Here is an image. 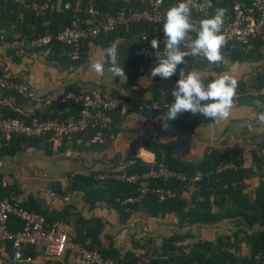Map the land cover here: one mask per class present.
Wrapping results in <instances>:
<instances>
[{"label": "trees", "instance_id": "16d2710c", "mask_svg": "<svg viewBox=\"0 0 264 264\" xmlns=\"http://www.w3.org/2000/svg\"><path fill=\"white\" fill-rule=\"evenodd\" d=\"M45 2L53 5L60 4L62 8L57 10L50 7L44 11H34L33 6L35 4ZM178 2L179 0H164L167 9ZM206 2L209 12L218 7L225 8L226 13L231 11L230 0H206ZM65 3H69L71 8H64ZM75 6L81 8L83 20L96 21L104 17L105 14H116L122 7L126 12H129L132 9L142 8L144 5L139 0H0V43L10 44V51H15L16 48L13 46L15 43H20L23 49L46 51V60L50 63H57L63 68L75 67L85 63L90 43L102 48L116 45L118 63L128 73L130 83L133 82L141 73L138 71L139 61L132 58L131 52L140 45L141 35L153 33L163 35V22L130 21L127 24L116 25L112 31L107 33L90 35L79 41L77 59L72 58V53L76 49L75 46L57 40H52L50 44L44 46L32 45V41L37 37L44 34L55 35L69 26L74 19L72 8ZM90 8L98 11L100 15L94 17L89 11ZM190 36L194 39L196 32H191ZM263 48L264 39L259 35L253 41V48L248 51L242 50L236 44L223 47L221 51L224 60L219 64H209L203 56H186L184 63L178 66L176 74H179L181 68L185 72L206 70L211 73L204 78V82L207 84L226 69L225 62L259 60L263 56ZM157 62V60L147 62L144 72L152 70ZM238 82L239 87L236 94L239 96H235V102L247 103L257 99L261 104H264V96L253 97L247 93L250 87L259 88L264 85V70ZM109 95L129 99L116 91H112ZM1 96L12 97L16 106L26 104L29 100L25 95L8 88H0ZM172 97L171 94L156 92L153 99H170ZM77 110L78 104L73 100L64 103L54 101L48 105L41 104L29 112L16 110L11 105H0V111L5 116L25 119L26 121L34 117L41 120L63 117L76 113ZM167 110L139 111L135 109L140 114L164 115L166 122L174 130L182 133L192 132L199 125L214 122L201 114L193 115L191 113H183L175 120H168L166 117ZM108 114L111 116V122L104 129L105 142L92 145L107 146L112 141L110 136L116 135L126 116V113L122 114L119 109L110 111ZM94 131L95 128L88 127L83 132L71 135H79L90 142V137ZM41 143L44 146H51L52 140L48 135L35 137L12 134L7 140L0 139V155H14L26 147L38 146ZM145 148L155 154L153 163H147L139 157H134L133 162L123 170L104 173L102 179L98 178L100 174L98 172L89 175L75 174L70 176L66 190L68 192L82 191L83 199L92 208L98 202L104 203L106 207L116 212L120 223H126L133 212L143 211L152 217H164L171 214L176 218V224L180 228L209 223L216 224L227 220L236 226L234 233L232 235L220 234L214 240H207L202 237H195L187 229L183 232L162 236L158 244L151 238L141 239L142 242L136 241L134 246L143 251L137 255L134 250H131L121 256L119 251L111 245L104 246L102 244L100 234L103 230V223L100 218L83 219L81 215L71 213V205H66L62 213L51 215L42 208L40 203L34 200L12 199L16 200L21 207L42 214L46 224L56 219L72 223L77 231L74 241L88 248L98 249L103 256L109 257L117 263L264 264V229L258 227V224L264 219V132L260 140H254V147L251 149V166L244 165L243 155L236 146L209 149L196 163L176 160L160 145L150 144L146 145ZM159 162L185 173L188 179L186 181L161 177L148 179L149 190L146 195L139 201L126 202L128 197L137 194L138 183L116 179L114 174H141L156 167ZM224 164L229 166L217 171V167ZM196 171L203 174L200 180H193ZM255 176L259 178V183L253 192L249 193L246 190L248 187L246 181ZM12 189V186L3 183L2 175H0V199H11L16 194ZM156 189H170L173 195L160 199ZM8 225L12 231H16L20 228V221L10 216ZM242 243L247 247L246 254H242L240 251ZM0 246L4 248V254H7L9 261H11L12 243L10 241L0 242ZM31 250L32 246L26 247L23 250V255L33 257L34 254Z\"/></svg>", "mask_w": 264, "mask_h": 264}, {"label": "crops", "instance_id": "0c3cea01", "mask_svg": "<svg viewBox=\"0 0 264 264\" xmlns=\"http://www.w3.org/2000/svg\"><path fill=\"white\" fill-rule=\"evenodd\" d=\"M13 46L0 43V73L8 76L10 81L26 83L39 97H59L72 89L96 87L104 94L116 91L133 103L134 108H128L126 116L121 123L119 131L112 141L104 147L92 145L79 135L65 136L59 141H52L51 146L26 147L14 155H0V175L3 183L13 187L16 192L12 198L20 201L34 200L40 203L47 213L56 215L62 213L66 205H71V213L79 214L83 219L97 217L102 220L103 230L100 234L104 246L111 245L117 249L121 256L134 250L138 255L140 250L134 246L136 241L151 238L160 243L162 236L171 233L183 232L187 229L195 237L214 240L220 234L232 235L236 226L227 221L216 224H201L180 228L176 218L167 214L164 217H152L143 211L133 212L126 223H120L116 212L98 202L93 208L83 199V192L74 190L68 192L67 185L70 176L75 174L89 175L94 172L104 173L123 170L139 157L147 163H153L155 154L148 150L146 145H160L165 148L174 159L196 163L204 153L212 148L224 149L236 146L244 158V165H252L251 149L254 140H260L264 132V124L257 121L256 116L264 111V104L259 100L247 103L234 101L231 116L228 120L214 121L207 125H199L192 132H178L174 130L162 114H140L137 104L151 102L156 92L171 94L179 74L170 79L152 77L151 70L139 74L130 83L128 73L124 70L126 78L114 77L107 70L103 76L91 70L90 65L106 58V49L95 44H89L87 60L85 63L69 68H63L57 63L46 60V51L23 49L20 43ZM263 56L256 61L225 62L226 69L220 74L229 73L237 80L245 79L264 70ZM108 66H105L107 69ZM202 77L211 73L206 70L198 71ZM216 75V74H215ZM217 75V76H218ZM15 80V81H14ZM245 94H247L245 92ZM239 96V94H236ZM174 98V97H172ZM0 105H11L14 109L29 112L41 104L28 100L26 104L16 106L12 97H0ZM139 110V109H138ZM142 111V110H139ZM247 191L252 193L259 183L257 176L248 179ZM69 234L75 238L77 231L72 223ZM264 229V219L258 224ZM159 239V240H158ZM241 253H247V247L241 244ZM33 262L41 264L44 259L43 245L32 246ZM0 246V260L8 262L9 256L4 254ZM146 260V258H144ZM61 264H73V256L66 251L57 258ZM11 263V261H9ZM13 264H26L14 262Z\"/></svg>", "mask_w": 264, "mask_h": 264}, {"label": "built area", "instance_id": "2783aa9c", "mask_svg": "<svg viewBox=\"0 0 264 264\" xmlns=\"http://www.w3.org/2000/svg\"><path fill=\"white\" fill-rule=\"evenodd\" d=\"M129 1V0H126ZM144 6L142 8L132 9L126 12L122 7L116 14H105L104 17L94 20H83L81 18L82 10L79 6L72 8L74 19L71 24L59 31L57 34H44L32 41L34 46H44L57 40L68 45L75 46L72 58H78L77 46L81 39L90 35H98L99 33H107L112 31L116 25L127 24L130 21H148L152 23H161L164 21L167 7L164 0H139ZM231 11L226 13L224 19L223 33L226 37V43L223 47L236 44L244 51L253 48L254 39L261 35L264 39V0H230ZM61 9V5H53L47 2L35 4L34 11L40 12L48 8ZM64 8H71L69 3L63 5ZM216 9V8H215ZM215 9L209 12L206 0H197V7L193 9L190 18L197 29L200 20L214 15ZM94 17L100 15L98 11L89 10ZM146 37V38H145ZM160 40V54L164 51V36L157 33L143 34L140 37V45L131 52V56L139 61V73L145 71V65L149 61L157 60L156 50L151 46L152 39ZM190 52V50H189ZM189 54L188 56H190ZM0 88H8L19 94L25 95L28 99L33 100L37 104L48 105L52 102L64 103L73 100L78 104L76 113H71L63 117H54L47 120L32 118L29 121L25 119L12 118L5 116L0 111V139L7 140L12 134H23L25 136H41L48 135L50 140L59 141L65 136L80 133L88 127L95 128L94 133L90 137V143L103 144L105 142L104 129L111 122L110 111L119 109L125 112L128 108H134L133 103L122 97L111 96L102 93L96 87L87 89H72L60 95L52 97L48 95L44 98L34 94L26 83L10 81L8 76L0 75ZM253 97L264 96V85L250 87L247 91ZM174 101V98H160L151 102H142L137 104L139 110L163 111L168 109ZM199 114V113H197ZM111 139L114 135L110 136ZM229 165H219L217 171L227 168ZM203 174L196 171L193 180H200ZM116 179L125 180L127 182L138 183L137 194L128 197L126 202H134L141 200L149 190L147 180L161 177L163 179H176L186 181L187 175L181 171H177L169 167L163 162L157 163L156 167L141 174L134 173L131 175H122L115 173ZM98 178H104L99 175ZM160 199L172 196L173 192L167 190H155ZM13 216L20 221V228L12 231L9 228V217ZM72 226L69 222L56 219L48 224L42 214L36 211H29L21 207L18 202L10 198L0 199V242L10 241L13 247L11 263L0 260V264H13L14 262H23L26 264L33 262L31 255H23V250L28 246L43 245L44 259L41 264H59L57 258L69 251L73 256V264H121L117 263L109 257H105L95 248L74 241L69 236Z\"/></svg>", "mask_w": 264, "mask_h": 264}, {"label": "clouds", "instance_id": "9594fccd", "mask_svg": "<svg viewBox=\"0 0 264 264\" xmlns=\"http://www.w3.org/2000/svg\"><path fill=\"white\" fill-rule=\"evenodd\" d=\"M197 7V0H179L165 12L163 21L164 51L160 54V40L152 39L151 46L156 50L157 64L151 70L152 77L170 79L176 74L178 66L184 63L185 57L203 56L209 64L223 62L222 48L226 37L222 31L227 10L215 9L214 15L200 20L197 29L190 18ZM191 32H196L193 39ZM146 38V37H145ZM190 50V52H189ZM108 65L107 69L105 65ZM92 71L103 76L105 71L114 77L126 78L123 67L118 63V48L112 45L106 49V58L90 65ZM179 79L171 91L174 101L168 105L166 117L175 120L183 113H199L213 121L228 120L231 116L234 98L239 82L234 75L224 73L211 79L207 84L198 71H179ZM256 119L264 124V111Z\"/></svg>", "mask_w": 264, "mask_h": 264}, {"label": "rangeland", "instance_id": "374dc122", "mask_svg": "<svg viewBox=\"0 0 264 264\" xmlns=\"http://www.w3.org/2000/svg\"><path fill=\"white\" fill-rule=\"evenodd\" d=\"M159 240V239H158Z\"/></svg>", "mask_w": 264, "mask_h": 264}]
</instances>
